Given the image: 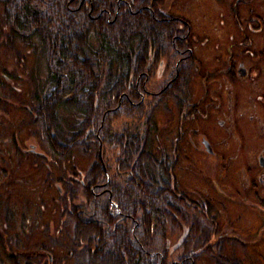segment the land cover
<instances>
[{
    "label": "flooded vegetation",
    "instance_id": "obj_1",
    "mask_svg": "<svg viewBox=\"0 0 264 264\" xmlns=\"http://www.w3.org/2000/svg\"><path fill=\"white\" fill-rule=\"evenodd\" d=\"M72 1L75 0L70 3ZM123 3L126 4L125 0H115L114 15L118 14ZM84 4H87L85 0H80L76 9H86ZM128 7L143 9L152 20L169 23L173 29L172 50L166 49V52L152 48L148 52L144 66V94H160L155 100L160 101L156 109L160 112V119L156 120L158 113L155 111L151 120L153 127L139 133L144 135L148 161L153 154L154 163L164 174L160 178V188L167 197V206L165 202L161 203L163 216L170 214L175 226L184 231L174 243L167 240L168 247L175 249V262L199 264L207 260L214 264H254L252 259L255 258L257 264H264V49L240 47L246 45V34L244 36L242 27L236 26L240 37L232 35L231 47L209 55L212 64L209 69L200 70L203 61L194 53L190 22L172 11L174 0H130ZM91 12H96V5L92 3L88 14ZM107 12L110 19L113 14ZM101 13L99 10L96 17ZM230 20L238 22L237 17ZM154 63H165L169 71L160 85L152 90ZM4 77L16 94L22 93L20 81L12 86L13 81L6 75ZM4 98L0 97V190L8 184L34 181L36 173L26 168L37 169L40 162L45 168L43 181L50 180L57 190L58 210L53 222L58 233L62 236L68 233L64 229L71 224L69 186L77 184L79 212L85 213L93 201H102L106 209L107 206L111 208V212L107 209L108 220L112 221L114 230L126 224V230L133 233L134 224L130 226L126 220L134 223V210L124 201L132 191L128 187L119 201L118 186L122 178L117 176L118 162L112 161L113 176L105 179L110 185L106 189L100 160L85 171L79 168L78 172L72 166L69 176H54L50 161L46 159L56 158L53 150L44 139L49 148L39 144L38 131L32 128L37 119L35 101L12 94ZM6 100H15L22 106V112L9 133L6 118L2 115L8 106ZM199 120L214 124V131L199 129ZM25 126H29L25 131L30 134L21 138L20 131ZM37 147L41 150L38 151ZM11 159L14 161L10 163ZM199 173L203 174L201 182ZM106 194L109 205L103 200ZM5 198V194L0 193V199ZM10 215L4 217L2 227L15 226L14 238L23 232L22 216ZM164 217L161 228L167 232L169 225ZM105 221L99 219L98 222L103 224ZM229 233H238L239 236H230ZM28 237L32 239L30 233ZM9 238L6 233L5 239ZM19 248L8 253L9 258L15 263L20 259L31 263L29 259L33 255L21 252ZM237 248L240 257L236 256ZM34 250L36 248L29 249V253ZM44 251L48 253L47 257L54 253L53 250L51 254L47 249ZM37 253L41 252L37 249Z\"/></svg>",
    "mask_w": 264,
    "mask_h": 264
},
{
    "label": "trees",
    "instance_id": "obj_2",
    "mask_svg": "<svg viewBox=\"0 0 264 264\" xmlns=\"http://www.w3.org/2000/svg\"><path fill=\"white\" fill-rule=\"evenodd\" d=\"M75 1L0 0V38L7 29L10 35L2 40L5 45L14 50L13 39H19L28 49L27 55L19 56L34 57L44 66L28 73L33 89L26 97L22 94L25 100L35 101L33 123L41 128L44 140L58 153L69 142L81 145L82 139L90 146L98 135L103 145L115 150L113 161L118 162L117 176L122 178L119 201L128 187L132 191L124 201L134 210L138 227L133 233L126 230V224L114 230L102 201H93L85 213L79 212L75 203L78 184L70 185L71 246L81 248V264H178L175 249L167 245V232L161 228V203L167 202L160 188L164 174L153 154L148 161L144 135L139 133L153 127L151 120L160 103L155 101L159 93L144 94L148 52L172 50V26L152 20L143 9H129L130 0H125L117 15L115 0H85L96 5L91 15L90 3L86 9H76L80 0ZM99 10L101 16L96 17ZM107 11L113 14L110 19ZM1 69L0 89L11 96L15 90L4 76L13 81L15 76ZM59 109L68 112L71 120L61 124ZM116 118L121 121L113 129ZM164 218L167 223L172 220L170 214ZM99 219L106 221L100 224Z\"/></svg>",
    "mask_w": 264,
    "mask_h": 264
},
{
    "label": "rangeland",
    "instance_id": "obj_3",
    "mask_svg": "<svg viewBox=\"0 0 264 264\" xmlns=\"http://www.w3.org/2000/svg\"><path fill=\"white\" fill-rule=\"evenodd\" d=\"M85 3L87 2L85 1ZM88 4L89 3L84 5ZM172 11L177 15L185 17L190 22L194 39V53L203 61L202 65H200V70L209 69V66L212 64L209 55H214L217 50L231 47L230 38H233L232 35L235 34L237 37H240V30H236L239 29L236 26L242 27L241 29L244 31V36L246 34V38L244 39L246 45L244 46L241 44L240 47H246L251 50L264 49V0H174ZM235 17H237L239 23L236 22V20L234 22L233 20L229 21V19ZM0 25L1 28V19ZM2 34L3 37L0 38V80L3 77L1 67H4L15 76L14 81L12 80L13 83H11L12 86H14L17 81L21 82V86H19L22 93L16 94L14 91H10L11 94L13 96H22L23 94V96L26 97L28 90L33 89V85L29 81L28 73L34 69L40 71L44 66L41 61H39V63L36 62L34 57L27 56V58L25 57V59H23V57L19 56V54L27 55L28 49L25 44H21L22 42L17 38L13 39L15 40L14 50L9 49L2 40L6 39L5 35L10 34L7 29H4ZM241 38L243 37L241 36ZM168 71L169 69L165 66V63H154V73L152 75V84L150 85L153 87L152 90H155L154 87L160 85ZM0 97L2 99L6 97L5 91L2 89H0ZM6 101L8 106H6V110L2 112V115L6 118V130L7 133H9L12 129V125L22 112V106L17 104L15 100L10 102L8 100ZM58 113L61 124L63 121L71 120V116L64 109H59ZM159 113V111H156V120L158 121L160 119ZM27 121H29L28 118ZM120 121L121 120L117 118L112 121L113 129H117L118 122ZM198 127L204 131L208 130L210 133L215 129L214 124L208 122V120H199ZM32 128L38 131L39 144L47 148L48 145L43 140L41 128L37 126V123H34ZM27 129H29V126H25L24 130L20 131L22 135L21 138L23 135L25 137V135L30 134V131H25ZM97 136L98 135H96V141L93 139V144L90 146H87L86 143L83 142L84 139H82V144L79 146H75V143L69 142L65 144L64 147L59 148L57 150L58 153L51 150L56 157H46V159L50 161L49 167L51 173L54 176L65 174L69 176V173L73 171L71 169L72 166L78 172L80 171L79 168L85 171L92 163L100 160L103 163L102 178L104 179L103 182L106 184L104 188H109V181L105 179L107 177L112 178L113 176L111 173L113 169L111 164L116 154L114 149L112 151L108 148L110 146L103 145L102 141ZM8 142L9 140L7 141V145L9 146ZM84 147H87L85 151L83 150ZM37 150L39 151L41 149L37 147ZM13 161L14 160L11 159L10 163ZM26 170L36 173V179H34V181L17 185L8 184L4 186V189L1 187L0 190V193L3 192L6 197L3 200L0 199V264H27L25 263V259L17 260L18 263L11 261L8 253L13 252L15 247H21L19 248L21 252L33 255L29 259L31 263L28 264H81V257L78 256V254H81V248L77 247L73 250L70 243L72 237V223L65 226L64 230L68 233L62 236L61 233H58L57 226L53 222L58 210V206L56 205V203H58L57 190L55 185L53 183L51 184L49 180L46 182L43 181L45 175L44 166L39 162L37 169L28 167ZM108 170L110 173H108ZM84 171L79 173L80 177H82ZM202 175V173H199L200 182L202 181ZM211 176L214 177L213 174H211ZM95 191L97 192L98 190L96 189ZM103 198L107 200L108 195L106 194ZM75 203L78 204V201ZM107 203L109 205V200H107ZM5 209L7 210L5 211ZM107 209L111 212L109 206H107ZM10 214L22 216L21 230L24 233L22 232L20 235L14 236V238H12V236L15 234V226L7 229L2 227L4 217H10ZM27 217L29 218L28 220ZM126 221H129L130 226H133L134 223L130 222L129 219ZM167 226V240L170 239L173 243L179 240L184 232L183 228H177L171 220L168 221ZM137 227L138 225L135 226L134 224V229ZM6 233L10 235L9 239H5ZM28 233L32 236L31 240L28 237ZM229 235L239 236L238 233H229ZM32 248H36V250H34L33 253H29V249ZM37 249L41 253H37ZM46 249L49 254H51V250H53L54 253L47 257L48 253L45 254L44 251ZM250 251L252 252L253 249ZM239 252L240 249L237 248L236 256L238 257H240ZM173 257L176 259L177 256ZM252 262L257 264L255 258L252 259ZM209 263L214 264L211 261ZM209 263L207 260L204 263L199 262V264Z\"/></svg>",
    "mask_w": 264,
    "mask_h": 264
}]
</instances>
